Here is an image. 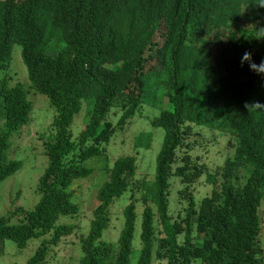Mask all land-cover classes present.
I'll list each match as a JSON object with an SVG mask.
<instances>
[{"label":"trees","instance_id":"1","mask_svg":"<svg viewBox=\"0 0 264 264\" xmlns=\"http://www.w3.org/2000/svg\"><path fill=\"white\" fill-rule=\"evenodd\" d=\"M260 3L264 0H0V71L9 68L11 48L19 45L30 87L54 110L52 132L43 140L47 165L36 186L39 200L32 208L16 206L0 216V240H13L18 249L50 234L24 264H41L50 245L73 233L74 224L57 222L79 212L72 183L93 173L86 162L101 155L115 129L135 115L144 102L145 79L161 71L166 73L169 107L151 120L163 130V138L153 179L141 182L142 246L135 264H152L156 217L165 233L159 246L165 247L167 264L264 263V96H252L255 73L240 62L246 51L253 60H264L257 47L260 34L242 26L244 7L253 5L264 19ZM214 28L228 29L215 58L198 44ZM54 37L64 46L51 55ZM27 95L20 82L0 81V183L22 167L21 160L8 158L7 150L11 136L29 120L32 103ZM117 100L122 113L113 124L106 116ZM84 103L90 106L88 118L73 139L72 123ZM191 124L228 130L234 154L226 167L249 166L251 172L244 185L224 182L220 192L213 190L198 204L190 195L182 225L170 221L168 194L171 177L188 176L186 165L173 164L177 149L188 146L184 138ZM151 137V132H140L134 148L148 149ZM136 169L134 154L113 162L96 192L94 217L88 234L80 238L83 255L77 264H107L111 246L102 234L109 208L134 182ZM208 180L215 177L208 175ZM135 199L131 195L122 209L113 264H130ZM193 231L203 234L198 244Z\"/></svg>","mask_w":264,"mask_h":264},{"label":"rangeland","instance_id":"2","mask_svg":"<svg viewBox=\"0 0 264 264\" xmlns=\"http://www.w3.org/2000/svg\"><path fill=\"white\" fill-rule=\"evenodd\" d=\"M244 9L242 26L244 29L260 34L261 39L257 47L263 55L264 19L256 12L253 5L244 7ZM227 32L228 29L225 28L211 29L204 34L198 44L215 58L218 49L225 43ZM63 46L64 42L60 38L54 37L49 43L48 52L55 55ZM20 53L21 47L14 44L9 57L10 66L8 69L0 71V81L6 77L10 84L20 82L28 90L27 98L31 101L32 108L28 122L10 138L11 145L7 150V156L10 159L21 160L22 167L0 183V216L6 215L16 206L25 209L32 208L39 200L40 196L36 186L39 176L47 165L43 140L52 132L51 122L54 117V110L49 106L47 98L36 93L30 87ZM261 61L260 59L254 60L257 64ZM165 78L166 73L161 71L145 79V98L141 107L122 127L115 129L112 137L103 145L104 152L86 162L87 165L94 168L93 173L72 183L70 189L73 191L74 202L79 205V212L73 216H62L57 222L74 224L75 228L72 234L63 236L56 245H50L45 260L41 264L78 263L83 255L80 238L86 237L90 222L94 217V208L97 204L96 192L108 178L109 170L116 158L131 154L136 155L137 161L135 180L119 198L111 203L109 208L110 220L103 231L102 240L111 246L107 264H113L118 249L117 239L123 227L122 209L131 200V195H134L137 217L135 219L130 264L137 262L142 246L139 238L140 215L143 209L140 198L141 189H143L141 182L150 183L153 179L155 158L163 138V130L153 127L151 120L159 114L161 109L169 107L163 82ZM252 96H264V77L256 73ZM89 108V104L84 103L83 109L75 116L72 123L73 139L77 138L78 133L84 127ZM121 113V101L117 100L109 109L106 118L115 124ZM3 128L4 117L1 115L0 131ZM142 131L152 133L150 147L148 149H135V138ZM184 140L188 143V146H181L177 149L173 168L181 164L186 165L185 169L188 176L184 180L177 176L171 177L168 194L170 221H178L182 225L184 224L182 219L185 217L190 195L198 204L202 197L210 195L213 190L220 192L224 182L234 187L244 185L251 172L249 166L226 167V159L232 158L234 154V139L228 130H211L207 127L191 124L190 131ZM183 157L184 159H182ZM208 175H213L215 181L209 182ZM188 178H191V180H186ZM261 191L260 213L263 215L264 185ZM149 203L155 211V205L151 201ZM191 221L194 223L196 216H192ZM12 222H17V219L13 218ZM154 227L152 264H167L165 247L159 246L161 239L165 237V233L162 232V226L157 217L155 218ZM192 235V240L197 244L203 239L202 233L193 231ZM49 237L50 234H46L42 238L30 240L23 249H18L11 239L0 240V264H24L41 241ZM182 239L183 234L181 233L177 236V241L181 242ZM157 253H161V255L159 256Z\"/></svg>","mask_w":264,"mask_h":264},{"label":"clouds","instance_id":"3","mask_svg":"<svg viewBox=\"0 0 264 264\" xmlns=\"http://www.w3.org/2000/svg\"><path fill=\"white\" fill-rule=\"evenodd\" d=\"M259 6H264V3L258 4ZM241 65L243 66L245 63L248 64V67L250 71L256 73L257 75H260L264 77V60H262L259 64L255 63L253 60V55L251 52H244L241 57ZM264 106V105H260Z\"/></svg>","mask_w":264,"mask_h":264}]
</instances>
